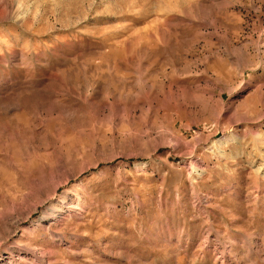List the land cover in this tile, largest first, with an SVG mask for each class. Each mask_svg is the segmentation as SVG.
I'll return each mask as SVG.
<instances>
[{
  "label": "rangeland",
  "instance_id": "rangeland-1",
  "mask_svg": "<svg viewBox=\"0 0 264 264\" xmlns=\"http://www.w3.org/2000/svg\"><path fill=\"white\" fill-rule=\"evenodd\" d=\"M0 264H264V0H0Z\"/></svg>",
  "mask_w": 264,
  "mask_h": 264
}]
</instances>
